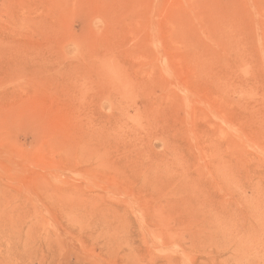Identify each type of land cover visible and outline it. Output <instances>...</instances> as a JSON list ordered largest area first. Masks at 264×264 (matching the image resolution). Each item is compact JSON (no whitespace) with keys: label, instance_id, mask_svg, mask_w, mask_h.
<instances>
[{"label":"rangeland","instance_id":"374dc122","mask_svg":"<svg viewBox=\"0 0 264 264\" xmlns=\"http://www.w3.org/2000/svg\"><path fill=\"white\" fill-rule=\"evenodd\" d=\"M0 264H264V0H0Z\"/></svg>","mask_w":264,"mask_h":264}]
</instances>
